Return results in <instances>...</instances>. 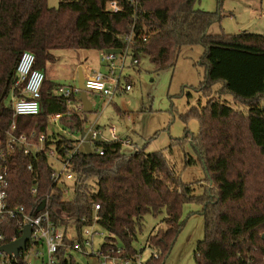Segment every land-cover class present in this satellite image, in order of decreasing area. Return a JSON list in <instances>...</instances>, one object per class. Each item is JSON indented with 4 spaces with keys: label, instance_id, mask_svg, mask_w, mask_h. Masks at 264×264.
I'll return each instance as SVG.
<instances>
[{
    "label": "trees",
    "instance_id": "obj_1",
    "mask_svg": "<svg viewBox=\"0 0 264 264\" xmlns=\"http://www.w3.org/2000/svg\"><path fill=\"white\" fill-rule=\"evenodd\" d=\"M111 2L122 10L112 12ZM196 2L61 0L58 8H52L48 0H0V113L8 120L12 114L5 101L25 51L35 55L34 67L45 72L48 64L55 63L56 51L103 53L130 47L133 59L140 62L149 57L159 71L174 67L183 47L203 46L205 78L198 91L208 101L181 117L185 123L196 119L199 131L192 136L186 130L183 138L172 140L169 149L191 141L206 182L214 185L195 195L193 186L181 180L162 152L128 153L121 143L92 142L94 148L104 149V155L83 150L75 154L77 183L71 199L64 198L50 181L46 156L35 163L33 172L27 170L31 159L16 156L10 171L13 205L31 209L51 194L56 223L74 228L79 237L98 223L111 235L101 248L117 247L119 238L126 244L127 256L137 252L131 247L136 226L147 214L155 218L164 214V227H154L147 241L152 251L162 255L159 259L151 255L149 263L164 264L183 227V206L195 203L203 207L205 227L195 252L197 264H264V34L209 35L221 16L196 9ZM129 36L133 37L130 44ZM216 85L220 94L232 96L236 107L214 99ZM57 87L45 78L40 113L20 117L17 123L20 131L46 135L47 148L54 145L60 152L63 146L76 147L89 113L78 110V97L57 95ZM56 114L62 115L59 125L67 133L49 135L50 117ZM35 181L38 193L33 196ZM95 205H100L97 212ZM61 255L59 264H79L73 254L66 258L62 251Z\"/></svg>",
    "mask_w": 264,
    "mask_h": 264
},
{
    "label": "rangeland",
    "instance_id": "obj_2",
    "mask_svg": "<svg viewBox=\"0 0 264 264\" xmlns=\"http://www.w3.org/2000/svg\"><path fill=\"white\" fill-rule=\"evenodd\" d=\"M60 2L61 0H48L52 8H58ZM195 8L220 14L219 22L209 28V35H236L243 32L264 34V0H197ZM203 53L204 48L201 45L183 47L175 66L159 71L149 57L144 56L139 65L134 66L132 56H128L123 72V85L130 84L132 89L122 92L113 101L89 92L88 98L93 105V112L88 114V122L85 125L87 132L94 128L100 129L104 134L115 128L119 138L130 140L132 143L131 149L125 148L128 153L135 148L145 149L146 153L162 152L181 180L191 184L194 194L198 196L203 194L205 186L214 189V185L206 182L203 165L191 141L183 146H175L173 150L169 148L173 139L185 136L186 130L192 136L198 134V121L190 119L185 123L181 117L200 103L204 106L207 104L208 100L198 91L205 78V66L201 64ZM54 54L55 63L48 64L44 73L46 78L58 87H78L79 68L82 66L92 67L95 72L106 70L101 61L102 52L97 50H60ZM213 88L214 99L236 107L231 95L220 94L219 85ZM78 99L80 100V95ZM11 100L9 96L5 101L6 105H11ZM53 133L67 132L59 124L50 123L48 134ZM72 196L73 194L69 199ZM202 209L201 205L195 203L183 206V227L169 255L164 258V264H197L195 252L198 242L205 236ZM164 218V214L157 218L147 214L141 224L136 226L131 247L137 252H143L145 262L154 252L147 244L149 235L154 227H164ZM86 229L97 232L93 238L94 251L100 249L105 239L111 236L98 223ZM69 234L71 237L77 235L73 228ZM118 247L126 250V244L119 238ZM73 255L79 264H98L94 258L85 256V253L74 252Z\"/></svg>",
    "mask_w": 264,
    "mask_h": 264
},
{
    "label": "built area",
    "instance_id": "obj_3",
    "mask_svg": "<svg viewBox=\"0 0 264 264\" xmlns=\"http://www.w3.org/2000/svg\"><path fill=\"white\" fill-rule=\"evenodd\" d=\"M108 7L115 13L122 10L116 2H111ZM132 38V36L127 37L126 42L130 44ZM131 55L130 47L125 51L122 50L121 55L103 52L101 61L106 70L104 72L92 70L84 76L86 93L93 92L113 101L122 92H129L132 87L130 84L123 85V79H125L123 72L126 68L127 57ZM35 62L36 57L32 52L22 53L15 70V81L8 95L12 98L11 105L5 103L11 109L12 119H5L0 113V247L15 242L22 237L26 226L31 227L30 240L26 243L25 249L20 250L18 256L0 251V264H59L62 251L66 258L74 252L93 255L98 264H151L149 260L146 262L143 260L142 251L136 252L133 256L125 255V252L118 246L94 251L93 238L97 232L86 229L81 237L78 235L71 237L69 234L71 228L56 223L52 218L55 208L51 194L31 209L23 204H12L9 196L10 171L16 156L21 155L32 160L27 166L30 172H33L35 163L39 162L40 157L46 156L51 166L50 181L56 187V191L60 190L64 198L68 199L77 183V174L74 171L75 154L79 150L85 152L84 139L81 137L78 138L76 147L70 150L63 146L61 149L63 153H61L54 145L47 148L46 135L38 134L36 130L30 133L20 131L18 118L37 116L40 113L41 90L46 75L44 71L34 67ZM139 63L137 59H133L132 65H139ZM56 94L70 99L72 96H81V90L79 87H59L56 89ZM68 103L70 104L71 101ZM78 110H82L81 102L78 104ZM61 118L60 114L52 115L50 123L59 124ZM89 133L92 154L96 152L101 156L104 155V149L94 148L92 142H116L121 143L124 148L131 149L132 147L130 140L118 137L115 128H111L108 134L94 128ZM92 186L96 188V184L92 183ZM37 193L38 186L35 181L31 194L36 196ZM43 202H45L44 208L38 210ZM99 210L100 205H95V212ZM99 219L96 215L95 222ZM14 231H18V235H12ZM89 251H91L90 254ZM152 255L155 259L161 258V255L155 252Z\"/></svg>",
    "mask_w": 264,
    "mask_h": 264
},
{
    "label": "water",
    "instance_id": "obj_4",
    "mask_svg": "<svg viewBox=\"0 0 264 264\" xmlns=\"http://www.w3.org/2000/svg\"><path fill=\"white\" fill-rule=\"evenodd\" d=\"M106 54H112V55H121L122 50H117V49H108L105 51ZM78 87L81 90V96H80V102L82 104V110L85 113H92L93 112V107L92 103L90 102L88 98V94L86 93L85 90V77L82 68H79V76H78ZM81 139H84L83 142V147L85 150V153L88 155L92 154L91 146H90V133L87 132L86 130H83L81 135ZM45 202L42 203L41 207L38 210H41L44 208ZM31 236V227L30 225L26 226L23 235L21 238L16 240L15 242L4 245L0 247V251L6 252L10 255L14 254L15 256H18L20 250H24L26 247V243L30 240ZM264 239V235H263Z\"/></svg>",
    "mask_w": 264,
    "mask_h": 264
},
{
    "label": "crops",
    "instance_id": "obj_5",
    "mask_svg": "<svg viewBox=\"0 0 264 264\" xmlns=\"http://www.w3.org/2000/svg\"><path fill=\"white\" fill-rule=\"evenodd\" d=\"M208 33H209V32H208ZM47 67H48V66H47ZM82 70H83L84 76H86V75H88L93 69H92V67H88V68L86 67V68H85L84 66H82ZM85 70H87V71H85ZM85 72H86L87 74H86ZM92 107H93V105H92Z\"/></svg>",
    "mask_w": 264,
    "mask_h": 264
}]
</instances>
